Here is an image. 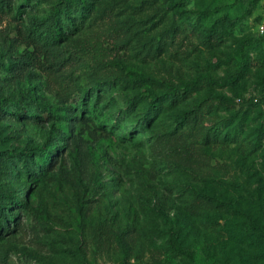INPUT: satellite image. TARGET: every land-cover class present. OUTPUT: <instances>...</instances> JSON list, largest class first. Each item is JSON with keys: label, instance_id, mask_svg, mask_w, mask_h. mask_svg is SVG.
<instances>
[{"label": "rangeland", "instance_id": "obj_1", "mask_svg": "<svg viewBox=\"0 0 264 264\" xmlns=\"http://www.w3.org/2000/svg\"><path fill=\"white\" fill-rule=\"evenodd\" d=\"M55 1L0 5V95L11 109H0V191L20 222L0 235V264H264V0L232 11L214 45L200 32L235 0H89L59 45L65 67L22 65ZM170 20L180 25L174 38L162 32ZM240 60L246 72L222 82ZM192 80V96L163 102L167 83ZM95 88V113L82 112L81 90ZM215 97L203 126L177 122ZM19 108L41 118L13 117ZM69 114L89 121L66 133ZM213 127L220 134L206 144ZM51 145V166L29 174L35 148ZM199 191L223 210L190 213ZM172 226L191 255L168 258Z\"/></svg>", "mask_w": 264, "mask_h": 264}, {"label": "trees", "instance_id": "obj_2", "mask_svg": "<svg viewBox=\"0 0 264 264\" xmlns=\"http://www.w3.org/2000/svg\"><path fill=\"white\" fill-rule=\"evenodd\" d=\"M164 0H151L153 3H159ZM261 0H235L232 4L225 5L222 8L225 11L224 16L217 18L212 24L205 25V27L200 32V37L202 42L206 45H214L215 42H221L223 39V31L227 28L228 24L233 23V19H230V13L232 11H237L242 4L246 3L245 9H255L258 3ZM0 5L8 8H12L13 2L12 0H0ZM92 4L89 0H56L53 2L49 13L46 18L37 20L38 27L36 30H31L30 39L31 45H33L34 50L26 53V57L22 59L21 64L27 66L29 63L35 65H41V63H45L53 70H59L62 67L66 66L67 58L63 56L62 51L59 48L61 41L66 38L65 33L70 31L71 27L79 26L84 23L85 18L87 17V13L90 12V6ZM244 9V10H245ZM12 10V9H11ZM21 11V8H18ZM201 18L196 16L195 21L200 23ZM180 31V25L177 24L174 20H170L168 25L162 29V32L166 37L174 38L176 34ZM238 70L237 72L231 76L230 78H224L222 82H226L227 84H233L237 82L240 78V74H244L247 70L246 65L243 64V61H238ZM30 65V64H29ZM240 75V76H239ZM100 84V83H98ZM166 93L165 98L163 100L164 103H176L181 99H185L186 97H190L193 95L198 88H200V83L197 80H192L190 82H181L178 84L167 83L166 85ZM99 89L95 88L88 92L86 89L81 90V97L78 104L79 109L83 112L85 109H90L91 113H95V106L90 105V100L94 98V104L99 100ZM91 96L88 99V96ZM222 100L220 97L210 98L204 102H198L194 104L190 110L183 111L182 114L178 117L177 122L180 125H188V126H198L204 125L205 119L208 114L210 101ZM264 104V100H262ZM163 102L158 104H153L152 112L156 110H160L163 107ZM209 102V103H208ZM130 105H134L131 101H129ZM253 104V103H252ZM90 105V106H89ZM255 105V104H254ZM38 110L47 111V108L41 107L39 104H36ZM130 106V107H132ZM4 108L6 112H10L11 109L7 107L6 99L0 95V109ZM13 109V108H12ZM89 111V110H88ZM49 116L53 117L51 111L48 112ZM11 115L15 118L25 117V118H33L38 119L41 118L37 114H31L29 111H25L19 108V112L11 113ZM93 115V114H91ZM69 123H67V128L64 130L67 132L73 131L74 122L77 120H85L89 121V118L76 116H68ZM151 116L144 117L143 123L148 124L151 120ZM143 124V126H145ZM220 132L216 127L209 129L203 135V141L206 144L215 143V139L218 138L217 134ZM66 137V136H65ZM231 134H225L224 139H230ZM55 147H37L32 152L35 154L36 161L34 162L35 167L31 170L28 169L27 172L29 174H33L34 176H42L47 169L51 166L53 156H54ZM32 155H30L31 157ZM5 192L0 191V235L3 232H7L11 229L10 226L17 228L19 226V220L17 219V214L11 212V210H5V203L3 202L5 197ZM14 204L22 205V202H18L17 199L12 198ZM224 204L215 196L208 195L202 191L196 192L192 196L191 203L188 206V210L190 213L194 215H199L202 211L209 210H223ZM180 237V231L175 227H169L168 229V242L167 246V255L168 258L175 257L180 253H184L187 255H191L189 252H185L179 245L178 239ZM196 264V263H193Z\"/></svg>", "mask_w": 264, "mask_h": 264}]
</instances>
